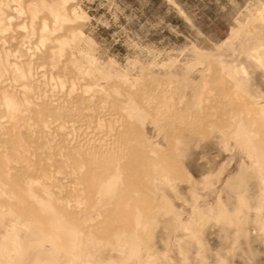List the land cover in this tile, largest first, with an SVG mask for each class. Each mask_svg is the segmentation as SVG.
I'll use <instances>...</instances> for the list:
<instances>
[{
  "label": "rangeland",
  "instance_id": "obj_1",
  "mask_svg": "<svg viewBox=\"0 0 264 264\" xmlns=\"http://www.w3.org/2000/svg\"><path fill=\"white\" fill-rule=\"evenodd\" d=\"M24 1L21 0V3ZM27 1L34 7L37 16L39 18L42 17L43 20L45 19L50 24L54 23L53 18L55 16L50 11L56 6L54 3L57 4V2L61 1L68 7L71 5L70 8H72L71 11L68 7H65L69 11V17L61 24L60 22L58 24L56 23L55 32L54 30L52 31V34L54 32V35L60 37L59 40L61 43H59L61 45L58 44L55 47L48 48L45 43H40L36 36L24 33L28 35L25 36L22 32L30 30L27 24L25 27L28 29H17L19 32L17 33L19 34L18 38H20L19 42H21L19 47H16L19 48L17 49L18 51H21L18 52L20 53L19 55H24L27 52L25 54L26 56L24 55L23 57L28 59L30 56L28 60L31 61L30 64L32 67L36 64L41 65H36L33 68L36 71L38 68V71L41 70L38 73L41 72L40 74L42 75L45 73V76L51 72L52 74L50 73L48 75L52 79L48 78L47 75L46 77L48 79L46 82L44 76L40 75L43 77V80L41 78L40 85L38 84L39 86L36 92L34 91L35 94L33 93L34 96L36 95V98L32 95L29 102L25 104L26 106L23 105V108L29 106L23 112V117L26 122L20 123L17 129L24 133L20 131L18 133L16 131L17 136L23 137V142L26 146L25 150L28 147L25 151L27 154L25 152L26 155L23 154L24 157L26 156L25 161L28 162L27 164L29 166L24 165L22 167L35 168L31 170L32 172L29 175L28 173H23L20 169L18 170L21 162L13 159V161L11 160L8 163L11 168L8 169L9 172L7 174L16 175L19 182H21L18 184L19 186H30L38 195L41 194L40 197L42 199L40 201L42 203L46 204L49 197H61V195L65 197L69 187L67 185H70L65 176L68 171L66 169L68 165L65 164V155L59 156L61 154H57L60 151L58 149L61 148V145L63 146L67 142L71 144H65L62 147L63 151H67L70 146L74 147L78 144L88 146L86 144L88 141L92 145L94 140H97L98 143L95 142L94 144L99 145V139L100 143L104 141L108 142L107 144L116 145V143L122 142L120 140L122 137L119 136V133L122 130L124 132L125 129L127 132L128 130L130 131V136L128 135L127 137L132 140L131 143L135 142L134 144L136 145L140 142V139L143 141L149 131L155 132V130L160 128V123H158V127V124L155 123L156 127L154 126L152 128L155 122L153 121L155 118L152 115L154 116L155 112L156 115L162 114V111H160L162 110L161 108L171 111L170 108L172 107L170 104L174 100L177 101L176 98L174 99V96L177 97L181 93L180 91H182L180 90L178 93H175L178 88H181L178 87L179 85L183 86L185 84L173 74L175 69L179 67L185 69L189 65L191 66L194 59L198 57L202 59L204 56L201 55L205 53L209 55L206 57V60L212 65L211 67H214V70L224 79L230 81L231 89L234 92L237 91L239 94L242 93L240 97L245 96L249 102H258V98H264V0ZM50 2L54 3L51 4ZM26 16L27 12L22 13L20 18L17 19V22L27 20L28 17ZM46 18H49L50 20H48L50 22ZM15 21L16 19L13 23ZM66 24L71 26V31L67 30ZM14 31H8V33H15ZM30 31L28 33H31ZM233 31L236 34L231 36ZM60 33H63L61 34L62 36L59 35ZM14 53L17 54V51ZM192 64L193 69L198 70V64ZM33 68L30 70V72L32 71L31 75L35 73L34 80L40 81L39 75L35 70L33 71ZM45 68L49 71L48 73L46 70L44 71ZM209 70L207 68L199 71L200 74H198L195 82L197 83L195 84L196 88L199 89L201 87L204 76L208 75ZM59 71L61 72L59 73ZM227 73L229 74L227 75ZM229 75L232 77H228ZM190 79L192 80L194 77L192 76ZM72 83L73 87H71ZM74 84L77 85L75 86ZM43 85L45 86L43 87ZM174 85L178 88L172 89ZM198 85L200 86L198 87ZM175 86L174 88H176ZM17 87L14 85V90L20 89ZM47 88H51V90L49 91ZM44 91H48L47 95ZM197 91L195 93L198 96ZM237 92L235 94L239 95ZM69 93L70 95H68ZM18 94H21L22 97L24 93L20 90ZM207 94L209 95L210 93L207 92ZM200 95L196 97L197 102L203 97ZM46 96L51 97L47 98ZM111 97L113 100H111ZM41 98L46 101L45 103L51 101V104L47 103L44 105V100L42 103ZM49 98L50 100H47ZM36 99H39V103ZM168 100L170 103L167 102ZM207 101L205 100L206 104H210ZM36 103L39 104H37L39 107L43 104L42 106L44 108L41 107L43 111L51 110L49 112L47 111V114L44 112L43 116L41 115L42 111H38L37 108L39 107L35 105ZM167 103H169L170 108ZM178 103L177 101L176 105ZM180 103L182 104L181 101ZM164 104H167L168 108ZM173 104L171 105L173 106ZM47 105H49V109H46L48 107ZM176 105L174 104L173 108ZM63 107L65 109L70 107L69 111L67 110L70 113L65 112ZM29 108L41 112L40 115L35 114L38 117L41 116V118L34 117L33 110L29 112ZM58 108H62L63 110ZM190 108L192 112L196 109L194 107ZM210 108L209 110L214 112L213 108ZM53 109L60 113L61 111L65 113H56ZM191 109L187 107L186 110L183 109L181 112L177 111L178 114L176 111L172 112L176 113L175 117H179V119L183 117V119L189 120L192 116L193 118L191 117L192 119L189 121L193 120L192 122H195V119H198L197 122L199 124L195 122L197 126L195 124V129L191 128V130L185 124L179 125L180 128L178 127L176 133L169 137V146L163 144L165 137L163 138L161 133L151 134L150 132L148 134L149 137H154L152 139L150 138V140H153L152 142L154 143L156 141L159 144L158 148L160 150L165 149L164 151H166L167 147L172 148V150H169H171L170 153L172 154L173 169H167L159 161L156 162L157 164L152 165V167L149 166L147 171L141 172L142 177L140 178H143V181H150V189L153 193L155 192L156 199L149 207L150 212L143 213V218L139 216L140 218L138 220L141 219V221L137 222V226L143 224L144 227H140L141 229L138 231L142 236L140 246L137 248L138 252L133 251V246L128 244L129 239L126 236L129 233L131 234V231L126 233L120 230L118 233V229H115V232L113 231L114 233L112 232L113 235L111 234L109 237L100 238H90L84 233H78L76 234V240L79 242L77 243L75 241L72 250H69V247L59 248L53 243L54 246L48 238L45 239L44 237L47 234L36 229L37 226L28 221L15 207L0 203V253L3 252L4 255L7 253L11 255L15 254L16 256L14 255V257L10 258L11 261L9 260V262L11 264L17 262L14 260L17 259L18 253H13L14 246L10 245L11 240H15L21 245L22 252L28 244L34 245L35 243H40L39 246L42 244V247L40 246V249H38H42L43 252L41 251L42 253H40L37 250L35 256L43 253L51 254L50 249L54 248L51 254L52 256L49 258L51 260H46V264H53V257L55 258V260L53 259L55 261L54 264H59V261L60 264H67L66 259L71 254H74L72 256L75 259L71 256L75 261L74 264H264V207H262V205L264 206V199H261L262 191L264 190V169L256 170L255 167H250L251 165L240 160L241 158L239 156L235 158L228 156L230 154L232 156V153H235L233 149H236V146L232 144L230 138L222 130L223 126L217 122L220 119L216 110L213 114L211 112L209 114L210 116H201L200 114L198 116L195 111L199 109L194 110V113L191 112ZM7 110L5 109V114L3 113L4 117L3 115L0 116V124L4 123L3 125H6L10 124L7 122L12 123L10 120L11 114H9L11 111L8 110L7 114ZM158 110L161 112H159L160 114H157ZM209 110L204 111H207V114L210 112ZM151 112L153 113L151 114ZM179 112L182 114H179ZM163 113L165 112L163 111ZM167 113L169 114V112ZM26 114H30V117ZM54 115L57 119L54 118ZM87 115L89 117L91 116V119L88 118V121H85L86 124H83V120L87 118L84 116ZM193 115H196V118ZM211 116L212 118L210 119ZM52 121H54V125ZM24 123L26 126L23 125ZM217 123L220 126L216 125ZM126 124L132 125L133 127H129ZM145 124L148 125L145 126ZM107 127L111 128L108 129ZM49 128L50 130H48ZM145 128L146 131H144ZM149 128L150 130H148ZM29 130L32 132H29ZM33 131H36V134ZM126 131L124 132L125 135H127ZM136 131L142 132L141 135L139 132L137 134ZM25 132L28 133V137L30 138L28 139L27 137V141L24 140V136L27 134ZM79 132L81 133L79 134ZM111 134L117 137L116 140L118 141L114 139V136V138H111ZM92 136L93 138H91ZM135 136L139 138L137 140L133 139ZM101 137L105 139L102 140L103 138L101 139ZM90 139H92V143ZM32 141L34 142L32 143ZM82 141L85 143H81ZM55 152L59 158L54 154ZM120 152L124 154L126 150L121 148ZM60 157H63L64 162L62 159L60 160ZM137 160L136 165H140L141 167V160ZM37 164L44 165L45 167L47 165L49 167H47L48 170L45 168L47 173H44L45 169L43 166L38 167ZM54 166L56 167L54 168ZM12 167L14 170H12ZM57 169H59L58 172H56ZM34 170H36L35 175L39 173L36 175L37 177L34 176ZM67 174L70 176V173L67 172ZM29 179L30 181L36 179V181L30 182L28 181ZM56 184L60 185L58 186ZM260 192L262 193L259 194ZM37 200L39 201V199ZM68 200L73 207L78 203L76 199ZM61 201L64 200L61 199ZM213 204H216V206H213ZM210 207H214V212L212 210L211 214H208L210 211L205 213ZM259 208L262 213L260 210L258 212ZM201 211L204 212L202 213ZM48 213H50L48 218L54 217V214L51 216L52 212ZM260 227L263 228L260 229ZM136 229L138 230L139 226ZM43 247L50 249L48 250ZM76 249L79 250L77 251ZM131 250L136 252L133 255L135 256L136 254L135 260H131L133 253L129 256L128 252ZM66 252L69 254H66ZM0 256L2 257V254ZM64 256L66 257L65 259ZM1 257L0 263L3 261ZM130 257L131 259H128ZM130 261L134 262L131 263ZM23 262L26 264V261ZM28 263L29 260L27 261ZM15 264L19 263L17 262Z\"/></svg>",
  "mask_w": 264,
  "mask_h": 264
},
{
  "label": "bare ground",
  "instance_id": "obj_2",
  "mask_svg": "<svg viewBox=\"0 0 264 264\" xmlns=\"http://www.w3.org/2000/svg\"><path fill=\"white\" fill-rule=\"evenodd\" d=\"M26 1L27 0H25L24 2L21 3V0H0V116H2L3 113L5 114V112H4L5 109L6 110L8 109V110L11 111V112L9 111L10 112L9 114H11V117H10L11 119L10 120L12 121V123L11 122H7V123H10V124H6V125H3L4 123L0 124V203H2V204L4 203L6 205L8 204V205H11V206L15 207L18 211H20L28 219V221L33 223V225L37 226L36 229H39V230L43 231L45 234H47L44 238L45 239L48 238L50 240V242H52V244L54 243L59 248H61V247H63V248L67 247L68 248L69 247L68 249L72 250V248H74L75 241L77 242L76 234H78V233H84L90 238L91 237H96V238L99 237L100 238V237H109V235H111L112 232L115 229H118L119 230V231H117L118 233L120 232V230L123 231V232H126V233H129L131 231V234L129 233V235H128L129 237L126 236L129 239V241H130V242L128 241V244H131L133 246L132 247L133 251H137L138 250L137 248L140 246V243H141L140 239L142 237L141 234L138 231L141 229L140 227H142V226L144 227V225L142 224L141 226L138 225L139 226L138 230L136 229V227H138L137 226V222L141 221V219L138 220L140 218L139 216H142V218H143L142 214L143 213H148L149 207L151 206L152 203H154L153 201L156 199L155 194H154L155 192L153 193V191L150 189L151 188L150 181H146V180L143 181L142 180L143 178H140V177H142L141 176L142 175L141 172L142 171L143 172L147 171L149 166L152 167V165L157 164L156 162H159V161L162 162L167 169H169V170L173 169V162H172V159H171L172 154L170 153L172 148H168L167 147L166 151H164L165 149L160 150L158 148L159 144L156 143L155 140H154L155 143L152 142L153 140H150L151 137H149L148 134L150 132H151V134H155V133L157 134L158 132H159V134L161 133V135H163L162 137L163 138L165 137V140H164L163 144L169 146V137L172 134L176 133L178 127L180 128L179 125L185 124L191 130V128H194L195 124L197 126V123H198L197 122L198 119H195L196 120L195 122H197V123L192 122L193 120L189 121L190 119L193 118L192 116H191L192 118L190 117L189 120L187 118H186L187 120H185V119H183V117H182V119H179V117H175L176 113H172L174 111H176V112L180 111L181 112V110H183V109L186 110L187 107H189V109H191L190 107H192V108L194 107L196 109H199V110H197L198 112L195 111V113L198 116H200V115L201 116H207V115L211 114L212 110H209V108L212 107L214 112L216 110V112L219 115V119L220 120L217 121V122H219L220 125L223 126L222 130L227 135V137L230 138L232 144L234 146H236V149H233V152H235V153H232V156H231V154L228 155V156H230L232 158L233 157L235 158L236 156H239V158H241L240 160L244 161L248 165H251L250 167H252V168L255 167L256 170H263L264 169V100H261V99H264V98H258L259 101L258 102L257 101L254 102L253 101L254 102L253 103V102H249V100L246 99L245 96H242L243 98L240 97V95H242L241 92H240L241 94H239L236 91L239 94V95H236L235 94L236 92H234L231 89L232 86H230V83H229L230 81H228V79H224L216 70H214L215 68L211 67L212 65H210L209 62H207L206 57H208L209 55L205 53L204 55H201V56H204L202 59L198 57L197 59L193 60L194 62H192V63L198 64V66H199L198 70L193 69V67H192L193 64L192 63H191V66L189 65L185 69H182L181 67L175 69L173 74L176 76V78H178V80H182L185 83V84H183V86H180V85L178 86V87H181L180 89L178 87H176L177 84H176V86L174 85L176 88H174V86L172 87V89H177L178 88L177 89L178 91L174 90L175 93H178L180 90H182V91H180L181 93H179L177 97L172 95V96H174V99L176 98V100L179 103H178V105H176L177 101H175V100L172 101L173 103L175 102L174 104L176 105L173 108L174 104L171 103V104H173V106L170 104V106L173 108V111H172V108H170V106H169L170 101L168 100L167 102H169V103H167V104H168L169 108L171 109V111H167L169 109H167V110L165 109L164 110V108H161L162 110H160V109L159 110L162 111V114H160L161 112L159 110H158V113H157V114H160V115H156L155 114L156 112L154 111L155 113H154V116L152 115V117L155 118L153 120L155 122H154L153 126L152 125L151 126L153 128L156 125L155 123H157V124L160 123L161 125H160V128L158 130H155V132L154 131H149L148 132L147 137H146V138H148L147 140L144 137L143 141H142V139H140V142L138 144H136V145L134 144L135 142L131 143L132 140H130L127 137L129 135V133H130V131L128 130L129 128H128L127 129L128 132L125 129V131L127 132V135L124 134L125 131L123 132V130H122V132L119 133L120 134L119 136L122 137V139H120V140H122V142L120 141L119 143H116V141H118V140H116L117 137L114 136L115 133L113 135L115 138L111 134V136H112L111 138H114L116 140L115 141L116 145L112 144L113 146L110 143L107 144L108 142H104V141H103V143L102 142L100 143V139L98 140L99 141V145L94 144L95 142L97 143V140L96 141L94 140L93 141L94 143H92V141H91L92 139H90V141L92 143V145H91V144H89L90 142L87 139L88 142L86 144H88V146H83L82 144H78V145H76L74 147H72V146H70L69 148L67 147L68 148L67 151L66 150L65 151L62 150V147L66 143L63 146L61 145V148L58 149L60 151H58L57 154L58 155L61 154L59 156L65 155L64 156L65 164L68 165V168L66 167V169L68 170L67 172L70 173V176H69V174H67V172H66L65 176L67 178L66 180L69 181L68 183H70V185L69 184L67 185L69 187H68V191L65 194V197H62V195H61V197L60 196L53 197V198L49 197L48 198L49 200L47 199L48 202L46 204L42 203L40 201V199H42L40 197L41 194L38 195L35 191H33L30 188V186H21V185L19 186L18 184L21 183V182H19V180L17 179L16 175L7 174L9 172L8 169L11 168L8 163L11 160L13 161V159H15L16 161L18 160V161L21 162V164H20L21 166H19V168L18 167L17 168H18V170L20 169L21 172H23V173H28V175H29L30 172H32L31 170H33V168H35V167H32V168L31 167H26V166H29V165L27 164L28 162L25 161V159H26L25 157L26 156L24 157V154L25 153L27 154V152H25V151L28 149V147L25 150L26 146H25V143L23 142V137L21 138V137L17 136L16 131H18L17 128L20 125V123L22 124V122H24V121L26 122V120H24V117H23V115H24L23 112L29 106L26 107V108H23V105H25V104H27V102H29L30 98H32L33 93L35 94L36 89L40 85L39 82H41V78L43 80V77L40 76V75H42V74H40L41 72L38 73L41 70L38 71V68H37V71H36L33 68V67H35L38 64L35 65L33 63V65H35V66L32 67V65L30 64L31 61L28 60V59H30V56H29L28 59L26 57H23L27 52L24 53V55H22V54L19 55L20 53H18V52H21V51L20 50L18 51L17 49H19V48H16V47H19L21 42H19L20 38H18L19 34H17V33H19V32H18L17 29L20 30V28L21 29H26L27 27H29V29L31 30V31L30 30L29 31L31 33H28L29 31L26 30L27 32H22V34H24V33H27L28 35L32 34L33 36L37 37V39L39 40L40 43H42V44L45 43L48 48L55 47V46H57L58 44L61 43L60 40H59L60 37L58 35H54L55 24L56 23L58 24V22H60V24L65 22L66 18L69 17V13H68L69 11H68L67 8H65V7H68V6L64 5V2H61V1L57 2L58 0L56 1L57 4L53 2L57 7L55 6L56 7L55 8L54 5H53L54 9L51 7L52 10H50V11H51L52 14H54L55 17L54 18L52 17L54 19V21H53L54 23L50 24V23H47L45 19L43 20L42 17L39 18L37 16V14L35 13L34 7L31 6V3H29L28 1L26 2ZM51 2H52V0H51ZM53 3H51V4H53ZM58 4H59V6H58ZM70 6L68 8L71 10L72 8H70ZM25 12H27V16H26V17H28L27 20L24 18L25 20H23V21L20 20V21H18L19 22L18 23L17 19H19L20 15L22 13H25ZM34 15H36V16H34ZM35 17H38V18H35ZM13 18H14V20L16 19L15 23H13L14 22ZM71 18H72V16H71ZM48 19H47V21L50 20V19L49 20ZM25 25L27 27H25ZM69 26L67 25L66 28H67V30L71 31L70 30L71 26L70 27ZM12 28H13V30H15L14 31L15 33H8V31L13 32V30L11 31ZM53 30H54V32L52 34ZM236 32H237V30H236ZM236 32L233 31L231 36H234L236 34ZM27 34L26 35L24 34V35L28 36ZM61 34H63V33H60L59 35H61ZM228 41H229V39H228ZM30 42H31V40H30ZM22 44H21V47L23 46ZM27 46H28V44H27ZM13 47L16 48V49L15 48L14 49H15V51H17V54L14 53L15 51H14ZM56 54H57V51H56ZM44 55H45V52H44ZM46 57H47V55H46ZM35 63H36V61H35ZM38 66H41V65H38ZM31 67L33 68V71L35 70V72H37V74L39 75L40 81L39 80L38 81L34 80L35 73L33 72L34 74L31 75V72H32V71L30 72V70L32 69ZM39 68L42 69L41 67H39ZM207 68L210 69L209 73H208V75L204 76V80L202 81V83L200 82L202 85L198 89V88L195 87L196 86L195 84H197L195 82H196V79L198 77V74H200L199 71L201 69H207ZM46 69L47 68H45L44 71ZM46 72L48 73L49 71L46 70ZM60 72L61 71H59V73ZM50 73H48V74H50ZM228 74L229 73H227V75ZM72 75H74V74H72ZM31 76H33L32 79H31ZM36 76H35V79H36ZM42 76H44V79L46 80V82H47V79L50 78L49 75H48V78H47L45 76V73ZM50 76H52V75H50ZM192 76L194 77V79L191 80L190 78ZM228 77H232V76L229 75ZM37 78H38V76H37ZM50 79H52V78H50ZM236 82H237V80H236ZM13 83H14V85L18 86L17 88H20V89L14 90L15 88H14ZM240 83H241V81H240ZM91 84H92V82H91ZM171 84H172V82H171ZM179 84H180V82H179ZM68 85H70V84L68 83ZM44 86L45 85H43V87ZM79 86H80V84H79ZM199 86L200 85H198V87ZM46 87H48V86L46 85ZM46 87H45V90H46ZM71 87H73V83H72ZM88 89H91V88H88ZM20 90L24 93V94H22V97H21V94H18ZM41 90H43V89H41ZM48 90L50 91L51 88L48 89ZM52 90H54V89H52ZM67 90H69V89H67ZM75 90H77V89H75ZM37 91L39 92V90H37ZM69 91H67V92H69ZM71 91H72V88H71ZM196 91L198 92V96H199V94H201L200 95L201 97L203 96L202 98L200 97L201 99H200L199 102H197V98L196 97H198V96H197V93H195ZM44 92H46V91H44ZM47 92H46V95H47ZM207 92H209L210 94L208 95ZM39 93H41V92H39ZM68 95H70V93ZM80 95H81V93H80ZM172 96H171V98H172ZM42 97H44V96H42ZM48 97H51V96H48ZM93 97H91V98L93 99ZM95 98H97V97H95ZM137 98H139V97L137 96ZM171 98H170V100H171ZM38 100H37V102H38ZM41 100H42L41 102L43 103L44 99L41 98ZM47 100H50V98L47 99ZM111 100H113V98ZM142 100H144V99H142ZM205 100H208L209 102L208 101L207 102L210 103V104H206ZM73 101H71V102H73ZM180 101L182 102V104L180 103ZM31 102H32V99H31ZM45 102L46 101L44 100V105L48 103V101H47V103H45ZM50 102L51 101H49L48 104H51ZM38 103H36L35 105H37ZM52 104L58 105L56 103H52ZM167 104H164V105H166V107H167ZM42 105H41V107L44 108V106H42ZM117 105H119V104H117ZM47 106L48 107L46 109H49V105H47ZM41 107H39L37 109H38V111L41 110L42 113L41 112H37L36 110L30 109V108H29L30 110H28V111L30 112L31 110H33L34 115L35 114H39L40 115V113H41V115H43L44 112H45V114H47L48 110L45 109L46 111H43V108H41ZM150 107L152 108V106H150ZM225 107H226V109H225ZM50 108H52V107H50ZM69 108H67V109L64 108L65 112H67V110L69 111ZM151 108H149V109H151ZM58 109L61 110L62 108H58ZM86 109H88V108H86ZM86 109H85V111H87ZM196 109H194V110H196ZM8 110H7V114H8ZM155 110L157 111V109H155ZM194 110L192 112V109H191V112L194 113ZM204 110H209L210 112L206 114L207 111L205 112ZM151 111H152V109H151ZM163 111L165 113H163ZM187 111L189 113L188 109H187ZM55 112L57 113L58 111H55ZM62 112H63V114L65 113L64 111H61V113L60 112H58V113L62 114ZM167 112H169V114ZM180 112H179V114H182ZM183 112H185V111H183ZM214 112H212V114ZM111 113H112V111H111ZM152 113L153 112H151V114ZM188 113H187V115H188ZM52 114H55V113H52ZM60 114H59V116H60ZM177 114H178V112H177ZM184 114L185 113H183V115ZM26 115L30 117V114L29 115L26 114ZM187 115L185 114L186 117H187ZM46 116H48V115H46ZM76 116L78 117V115H76ZM79 116L81 118L80 114H79ZM178 116H182V115H178ZM193 116H195V118H196V115H193ZM3 117H4V115H3ZM34 117L41 118V116L38 117V115L37 116L35 115ZM50 117H51V115H50ZM84 117H87L85 120H83V124H86L85 121L87 122L88 118H90L91 116L89 117V115H87V116H84ZM54 118H56V116ZM211 118H212V116L210 117V119ZM27 120H29V119L27 118ZM39 120H41V119H39ZM30 121H31V118H30ZM52 122H53V125H54V121H52ZM119 122H117V123H119ZM129 122H127V123H129ZM40 123H39V125H40ZM58 124H61V123H58ZM91 124H92V122H91ZM214 124H215V122H214ZM23 125H25V123ZM23 125H21V126H23ZM36 125H38V124H36ZM126 125L129 126V127H133L132 125L131 126L128 125V124H126ZM147 125L145 124V126H147ZM216 125H218V123ZM220 125H218V126H220ZM25 126H23V127H25ZM119 126H120V124H119ZM158 126H159V124L157 125V127ZM50 128L48 130H50ZM54 128L57 131L55 126H54ZM62 128H63V126H62ZM109 128H111V127H109ZM24 129H26V128H24ZM28 129H30V128H28ZM59 129H61V128H59ZM31 130H29V132ZM61 130H63V129H61ZM77 130L80 131L79 129H77ZM87 130H89V129H87ZM148 130H150V128ZM19 131H18V133H19ZM144 131H146V128H145ZM20 132H23V131H20ZM137 132H139V131H136V133ZM25 133H27V132H25ZM80 133L81 132H79V134ZM141 133H140V135H141ZM82 134H84V133H82ZM116 134H118V133L116 132ZM47 135H49V134H47ZM22 136H24V135L22 134ZM89 136H87V137H89ZM116 136H118V135H116ZM119 136H118V138H119ZM24 137H25L24 140L27 141L28 133L25 134ZM34 137H35V135H34ZM37 138H38V136H37ZM91 138H93V136ZM102 138L103 137H101V139ZM108 138H106V139H108ZM138 138H136V136L133 137V139H136V140ZM152 138H154V137H152ZM28 139H30V138L28 137ZM62 139H63V137H62ZM104 139L105 138H103L102 140H104ZM109 140H110V138H109ZM84 141H86V140H84ZM84 141H82L81 143H85ZM33 142L34 141H32V143ZM35 142L37 143V141H35ZM112 143H114V142L112 141ZM68 144H70V143L67 142L66 145H68ZM231 147H232V145H231ZM121 148H123V150H126V152H124V154H121V152H120ZM63 149H65V148H63ZM169 149H171V150H169ZM63 152H65V153H63ZM54 154H56V152ZM57 154H56V156H58ZM59 156H58V158H59ZM52 158H54V157H52ZM62 158L63 157H60V160ZM136 159H139V161L141 160L140 161L142 163L141 167H140V165L139 166L136 165V162H138V160L136 161ZM37 160H39V159H37ZM48 160H50V159H48ZM240 160H238V161H240ZM134 161H135V163H134ZM42 162H44V161H42ZM63 162H64V160H63ZM24 165H26V166L22 167ZM30 165H32V164H30ZM47 165L45 167L44 165L40 164V165H38V167L39 166H43L44 169H45V168H47L50 165V162H49V165L48 166ZM67 165H65V166H67ZM51 166L53 167V165H51ZM55 167L56 166H54V168ZM48 168H47V170H48ZM248 168H249V166H248ZM12 170H14L13 167H12ZM12 170H10V171H12ZM47 170L45 169L44 173H47L46 172ZM58 170L59 169H57L56 172H58ZM62 170H64V169H62ZM35 171L36 170H34V176L39 174L38 173V174L35 175ZM49 172H50V170H49ZM230 172L232 173V171H230ZM257 172H259V171H257ZM17 174H19V173H17ZM31 175H33V174H31ZM50 175H52V174H50ZM58 175H60V174H58ZM19 176L22 177L21 175H19ZM31 177H33V176H31ZM31 177H29V178H31ZM36 179H38V178H36ZM36 179L34 181L33 180L30 181V179H29L28 181L35 182ZM60 184H61V182H60ZM33 185H34V183H33ZM56 185H58V184H56ZM262 192H260L259 194L262 193V196L261 195L260 196H261V199L263 200L264 199L263 198L264 197V190ZM37 199H39V201ZM51 199H53V201H51ZM61 199L64 200V201H61ZM68 199H76L78 201L77 205L75 207H73ZM214 205L216 206V204H213V206ZM217 205H218V202H217ZM262 207H264V206L262 205ZM213 209H214V207H210L208 210L205 211V213H208L210 211V213H208V214H211V211ZM259 210H260V208L258 209V212H259ZM48 212H52L51 216L54 214V217L52 216V218H48L50 216V213H48ZM213 212H214V210H213ZM260 212H261V210H260ZM259 215H260V213H259ZM203 216H204V214H203ZM262 218H263V215H262ZM253 221H254V219H253ZM259 223H260V221H259ZM261 228H263V227H260V229ZM142 229H144V228H142ZM188 236H190V235H188ZM35 244L34 245H29L28 244L24 248V251L22 252V250H21L22 247H20L21 245L18 242H16L15 240H11L10 245L14 246L13 253H18L17 254L18 257L14 261H17L19 264H22L23 261H26V264H27L28 260H29L28 264H46V262H45L46 260H51L49 258H50V256H52L51 254L54 251L53 250L54 248L53 249L49 248L51 250L50 251L51 254L43 253V254H41L39 256H35L36 255L35 252L37 250L40 251V253L43 252L42 249L39 250L40 246L42 244L40 246H39L40 243H35ZM43 248H46V247H43ZM126 248H127V245H126ZM46 249H48V248H46ZM132 250L130 252H128V253H129V256L133 253L132 254L133 258L131 259V257H130L128 259L135 260L134 258L136 256V254H135V256H133V255L136 252H133ZM68 252H66V254ZM0 254H2V257L1 256L0 257L3 259L2 263H0V264H11L9 262V260H10V258L14 257V255H15V254L14 255L12 254L13 255L12 256L10 253H7V254L4 255L3 252H1ZM72 255L74 256V254H71V256ZM53 256H54V254H53ZM66 256H68V255H66ZM71 256L68 257V259H66L67 261L65 260L67 264H74L75 261L73 259H75V258H73V256H72V258H73L72 259ZM129 256H127V257H129ZM65 258L66 257L64 256V259ZM53 259L55 260L54 257H53ZM53 259H52V261L55 263V261ZM56 261H58V260H56ZM17 262H15V263H17ZM132 262H134V261H132ZM24 263L25 262H23V264ZM59 264H60V261H59Z\"/></svg>",
  "mask_w": 264,
  "mask_h": 264
}]
</instances>
